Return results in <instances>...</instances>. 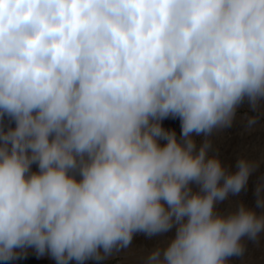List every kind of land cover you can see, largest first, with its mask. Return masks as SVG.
<instances>
[{
	"label": "clouds",
	"instance_id": "1",
	"mask_svg": "<svg viewBox=\"0 0 264 264\" xmlns=\"http://www.w3.org/2000/svg\"><path fill=\"white\" fill-rule=\"evenodd\" d=\"M245 100H264V0H0V260L85 264L173 226L146 264L242 255L264 214L215 205L257 165L228 172L193 134L231 127Z\"/></svg>",
	"mask_w": 264,
	"mask_h": 264
},
{
	"label": "rangeland",
	"instance_id": "2",
	"mask_svg": "<svg viewBox=\"0 0 264 264\" xmlns=\"http://www.w3.org/2000/svg\"><path fill=\"white\" fill-rule=\"evenodd\" d=\"M253 116L257 118L256 123L249 126L248 118ZM2 123L5 127L9 125L7 119ZM11 126L14 127V123ZM161 126L166 131H174L178 141L181 139L179 118H166L161 121ZM193 139L197 151L205 139L209 140L211 147L207 155L218 157L228 172L237 171V161L241 158L257 165L250 174L245 188L235 195L229 193L226 200L215 205V211L227 214L235 211L240 204H244L255 210L258 215L264 214V209L256 207V188L264 184V100L260 101L255 111L245 100L239 105L231 127L214 129L207 137L203 134H193ZM159 143L163 146L166 141L160 140ZM31 170L38 171V166L33 164ZM190 187L193 192L199 191V186L195 183H191ZM175 234L176 226L167 232L152 236L137 233L127 248L113 251L111 255L100 261L89 259L85 261V264H146L148 255L157 248L162 251ZM242 244L245 248L243 254L230 257L228 264H264V232H261L255 240L243 237ZM0 264H57V262L48 253L38 255L34 248H27L17 259L8 262L0 260ZM70 264H76V262L71 261Z\"/></svg>",
	"mask_w": 264,
	"mask_h": 264
}]
</instances>
